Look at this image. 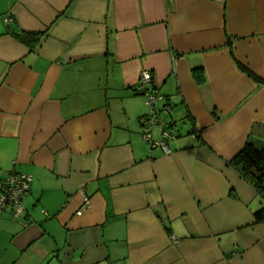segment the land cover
<instances>
[{
  "label": "crops",
  "instance_id": "0c3cea01",
  "mask_svg": "<svg viewBox=\"0 0 264 264\" xmlns=\"http://www.w3.org/2000/svg\"><path fill=\"white\" fill-rule=\"evenodd\" d=\"M235 62L264 80V0H0V180L32 177L0 264H264V202L229 165L264 148V86ZM144 70L168 153L142 139Z\"/></svg>",
  "mask_w": 264,
  "mask_h": 264
},
{
  "label": "built area",
  "instance_id": "2783aa9c",
  "mask_svg": "<svg viewBox=\"0 0 264 264\" xmlns=\"http://www.w3.org/2000/svg\"><path fill=\"white\" fill-rule=\"evenodd\" d=\"M3 22L7 26L11 20L9 17H5ZM151 83V73L146 70L141 71L135 92L149 108V115L140 119L142 139L152 148L160 147L164 152L168 153L163 141L152 140L151 131L153 127L160 128V137L163 140L175 137L174 133L167 129L169 124L162 118L163 115L170 117L172 109L168 106H163L160 110L158 109V105L162 104L165 100L161 94L149 90ZM31 181L32 177L30 175L15 172L8 173L0 180V215L7 210H11L13 219H18L23 215L24 207L22 200L29 192ZM80 195L83 199V208L87 209L89 207V199L83 190L80 191Z\"/></svg>",
  "mask_w": 264,
  "mask_h": 264
},
{
  "label": "trees",
  "instance_id": "16d2710c",
  "mask_svg": "<svg viewBox=\"0 0 264 264\" xmlns=\"http://www.w3.org/2000/svg\"><path fill=\"white\" fill-rule=\"evenodd\" d=\"M42 34L32 32H21L16 35L27 47H34L40 41ZM234 38L227 37L229 53L232 56V41ZM239 71L244 73L257 85L264 86V80L253 74L250 70L235 62ZM193 76L198 82L202 77L201 70H194ZM171 124L167 129H171ZM229 165L240 175V177L249 183L257 192V195L264 202V148L257 149L252 143H246L243 149L230 161ZM256 224L264 223V205L254 213Z\"/></svg>",
  "mask_w": 264,
  "mask_h": 264
},
{
  "label": "rangeland",
  "instance_id": "374dc122",
  "mask_svg": "<svg viewBox=\"0 0 264 264\" xmlns=\"http://www.w3.org/2000/svg\"><path fill=\"white\" fill-rule=\"evenodd\" d=\"M179 126V125H178ZM180 129H182L181 127H180Z\"/></svg>",
  "mask_w": 264,
  "mask_h": 264
}]
</instances>
